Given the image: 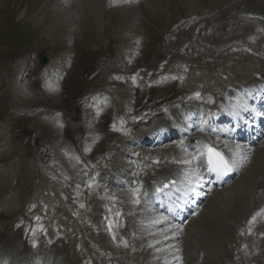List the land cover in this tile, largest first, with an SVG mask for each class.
<instances>
[{
    "label": "rangeland",
    "instance_id": "374dc122",
    "mask_svg": "<svg viewBox=\"0 0 264 264\" xmlns=\"http://www.w3.org/2000/svg\"><path fill=\"white\" fill-rule=\"evenodd\" d=\"M251 2L0 0V233L12 244L24 237L32 252L50 248L46 253L77 256L83 264H139L138 248L130 251L153 233L147 225L136 229L148 214L135 223L130 215L140 205L134 202L142 178L121 189L108 179L141 168L140 158L157 166L183 159L180 139L146 152L136 147L137 154L131 141L181 103L209 107L216 90L261 78L264 30L237 18ZM124 148L131 167L119 156ZM263 190L221 205L244 216L250 236L235 237V228L206 218L187 234L200 246L188 244L187 264H204L205 246L215 252L207 251L211 264H264V221L255 216L251 229L249 219ZM126 206H133L127 223L120 216ZM204 227L213 229L212 241ZM220 242L235 246L232 255L224 257ZM100 247L112 262L102 259Z\"/></svg>",
    "mask_w": 264,
    "mask_h": 264
},
{
    "label": "bare ground",
    "instance_id": "6f19581e",
    "mask_svg": "<svg viewBox=\"0 0 264 264\" xmlns=\"http://www.w3.org/2000/svg\"><path fill=\"white\" fill-rule=\"evenodd\" d=\"M252 1L253 2L249 3L247 7L243 9V12L246 11L244 15L245 17L243 15L240 16L239 15L240 12L237 13V15L239 16L237 17L238 19L242 18V20H246L247 22L251 23L253 20L252 19L249 20V18H260V19L264 18V0H252ZM247 15L248 17H246ZM163 52H164L163 50L159 51L158 55L155 58V65L159 63ZM241 68H244V67H241ZM247 72L249 71H246V73ZM263 73H261L262 81L254 82L253 86L247 90V94H245V96L241 94L242 92L241 88L239 86L238 87L235 86V83L231 84V86L234 89H232L231 91H227L229 93V96L235 97L237 101L246 99L247 100L246 102L248 103L250 98L253 97V94L254 93L257 94L259 90L264 87V74ZM253 79L256 81L258 80V78H256L254 74L251 75L250 77H244L242 80L243 82L245 81V84H243L242 88L251 86L249 84L252 83L251 80ZM224 89H226V87H224ZM234 90H236V92ZM239 90H240V93H239ZM227 92H224L221 89L216 90V94H215L217 97L216 104H221V101L224 102L225 99H223V96ZM217 106L218 105H214L213 108H217ZM213 108H209V110H212ZM236 109L239 111H243L244 108L241 105H237ZM209 110L208 109L201 110V112H198L199 116L197 117L194 110L182 111L179 108L174 109L172 110L173 115L170 116L171 119H169L168 121L164 119L156 124L154 130H150L146 133H143L144 135L143 137H147V138L153 137V139L156 142H159L163 139L166 132L173 133L174 130L177 129L178 130L177 132H179L182 138V141L186 143L190 139H194L195 146L194 147L187 146L186 149H183L185 153L184 157L186 158L181 159L178 157V159L175 158L174 160H170L169 162H167L168 164L165 163L164 167L165 166L166 167L162 169L156 168L153 165L150 166L147 164V162L142 161L144 162L142 163L143 170L142 168L139 170L140 176L142 177V183H143L141 184L142 191L151 190L153 188V186L151 185L152 183H154L155 181H162L167 176H169L172 172H174V170H179L177 169L178 166L180 168L184 166L183 168L187 171L186 172L187 177L195 181L194 187H197V188H194V189H197V190L201 189L200 186L202 185V182L198 180V177L200 176V172L197 166L203 165L202 163L203 154L199 150V147L201 145L205 146L208 143H215L221 148L226 149V145H228V143L217 141L215 137L212 138L211 136H209L210 135L209 130L207 131L204 129V125L207 124V122L205 121L206 119H212L215 122L223 117V115L213 116L212 114H209L207 112ZM156 128H158V130ZM220 130L221 128H219L218 126V131ZM206 133H208V136ZM203 136H207L206 138H204L205 141H202L201 139H199ZM219 136H223V135L219 134ZM228 137H230L229 133H228ZM237 145L232 147L229 144L228 148L231 147L232 149H229L227 152L231 156V158L236 162L237 169L240 170L239 173L241 174L240 175L238 174V176H239V179L240 177H242V180L240 179L242 181L241 185L237 187L228 186V187H224L220 191L213 192L207 198L208 201L206 200L207 203H205L204 206L202 207V211L199 214V216L196 217L195 220H192L190 224H187V226H184V227L175 226L171 224L170 222H168L167 218L163 217L162 215H157V213H155L153 209H151L149 203L146 200H144L143 197L138 201L140 203V205L138 206L139 208L137 207V209L134 210L135 211L134 214H130V215L137 216L138 219H141L142 217L146 218V214H148V222L144 225V227H140L136 229L145 230L147 227H148V231H151V228L153 229L152 234L147 235L146 237L145 236L141 237L142 241L137 246L139 250L138 258L139 260H141L139 264H152V263L153 264H187L186 262L187 257L185 255L184 250L186 249V247H188L189 243L192 244L193 246H198L197 244L198 242L188 239L187 234L190 233L192 230H194V228H196V225H199L200 222H202L206 218H209L212 223H219L217 225H221L224 227L227 225V227L230 229L235 228V232H236L235 237L241 236V235H243V237L251 235V232H250L251 230L248 232V229L245 226L246 220H244V216L241 214L233 215L231 214L232 212L230 213L229 210H228L229 212L226 211V209L228 208L227 206L225 208V207H222L221 205L230 206V204L234 203L235 198L236 200L240 198V200L245 201L246 200L245 198H248L247 195L249 194V192H250V195L252 194V192H254L252 190L253 188L255 189V187L257 189V192L260 191V189H264V179H260L261 177L264 178V149L258 147V148L247 150V149L240 148V146L237 147ZM135 146L139 147V150H145V147H146L145 144H141L140 146L136 144ZM237 151H240V152H237ZM260 155H262V157H259ZM121 161L122 160L118 159V161H116V166H119L120 163H122ZM258 170H259V174H258ZM255 173H256V176H254ZM144 174L146 176H143ZM117 177L118 176H116V172H113L110 175L109 180H113L114 182L115 181L114 178H117ZM127 177H129L128 174H127ZM238 180L235 182V185H238L237 184L239 182ZM261 195H264V190ZM244 204L246 206L247 203H244ZM249 206H250V203H248V207ZM241 207H243V204ZM129 212H133V210H130ZM242 212H245L244 208L242 209ZM228 217H230L229 220H227ZM196 222L198 223L196 224ZM220 222L224 224H221ZM254 226L255 225L252 223V220H251L250 228L253 229ZM160 227H163V228L158 230ZM202 230L203 232H205L204 235H206L208 239L210 240L214 239L215 233L213 229H207L204 227ZM124 236L128 237L127 234ZM20 242L23 244L25 248H21L22 246L19 247L18 243L12 244V242H10V238L8 235H4L3 233H0V264H29L30 260H34L35 264H46V263L47 264H53V263L54 264H83V260H81V258L79 259L77 256H71V255H68V256L59 255L58 256L57 253L59 252H55L52 250H49L48 253H46V251L48 250H45V251H41L40 254H36V255L33 254L34 258H31L32 253L30 254L29 246H26L27 244H25V242H22L21 240ZM223 244L220 242V246L222 247L221 249L223 250L225 249L226 252L229 253V255H226L224 257H229L230 255H232L233 253L232 251L235 250V246L234 245L227 246ZM198 248H200V246H198ZM203 249L205 250L200 249V251H206V254H207L205 257H203L204 264H211V262L208 260V257H210L209 254L213 256V253L215 252H213L209 246H205V248ZM207 251L209 252V254ZM169 256L171 259L169 258ZM154 258H156L155 262L153 261L151 262V260H153ZM95 259L96 258H93L94 261ZM196 263H197V260L193 262V264H196ZM95 264H96V261H95ZM97 264H101V263H97Z\"/></svg>",
    "mask_w": 264,
    "mask_h": 264
},
{
    "label": "snow or ice",
    "instance_id": "6c2138e0",
    "mask_svg": "<svg viewBox=\"0 0 264 264\" xmlns=\"http://www.w3.org/2000/svg\"><path fill=\"white\" fill-rule=\"evenodd\" d=\"M208 152L210 153L209 163L214 164V167L211 170L217 171L218 173L226 172L229 170L227 162L219 152H214L212 148H209ZM213 157H215L216 159H213ZM261 212H264V209H262ZM253 220H255V216L253 217Z\"/></svg>",
    "mask_w": 264,
    "mask_h": 264
}]
</instances>
